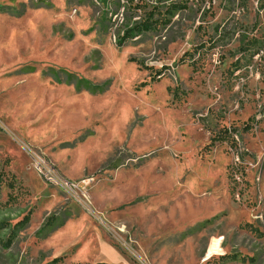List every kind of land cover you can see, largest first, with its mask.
Instances as JSON below:
<instances>
[{
	"label": "rangeland",
	"instance_id": "374dc122",
	"mask_svg": "<svg viewBox=\"0 0 264 264\" xmlns=\"http://www.w3.org/2000/svg\"><path fill=\"white\" fill-rule=\"evenodd\" d=\"M0 175V264H264V0H0Z\"/></svg>",
	"mask_w": 264,
	"mask_h": 264
},
{
	"label": "trees",
	"instance_id": "16d2710c",
	"mask_svg": "<svg viewBox=\"0 0 264 264\" xmlns=\"http://www.w3.org/2000/svg\"><path fill=\"white\" fill-rule=\"evenodd\" d=\"M169 13H173L172 10H169ZM165 23L163 22H159L158 20H155L154 18V15L152 13H149L148 14V18H145L143 19L139 25H137V27L135 28V30H137L138 34H143V33H146V32H151V31H154L156 29H159L161 26H164ZM123 40H126L127 38L123 37L122 38ZM120 45H122L124 42L120 41ZM186 55V54H185ZM184 62V58H181L180 60V63ZM213 144V142L209 145L211 146ZM3 176L0 175V196H1V193H2V187H3ZM8 187L13 190L14 189V184L12 182L8 183L7 184ZM30 219V216H26L24 218V220H22L21 222H19L17 224V227H19L20 225H24L26 224ZM248 228L251 229V231L253 232H256L255 229H252L251 226H247Z\"/></svg>",
	"mask_w": 264,
	"mask_h": 264
}]
</instances>
